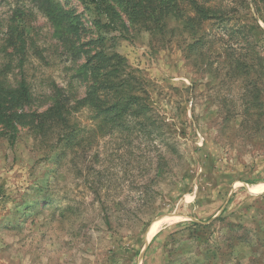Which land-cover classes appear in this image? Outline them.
I'll use <instances>...</instances> for the list:
<instances>
[{
    "label": "rangeland",
    "instance_id": "374dc122",
    "mask_svg": "<svg viewBox=\"0 0 264 264\" xmlns=\"http://www.w3.org/2000/svg\"><path fill=\"white\" fill-rule=\"evenodd\" d=\"M56 1L63 22L77 26L74 44L97 50L92 5ZM241 1L238 15L255 21L248 34L263 57L264 3ZM15 13L37 50L27 51L25 70L39 105L24 110L41 111L55 87L72 84L81 97L85 83L74 73L83 55H69L29 0H0V65ZM210 27L232 42L228 25ZM109 35L106 52L148 79L149 127H159L152 136L99 133L87 109L73 114V141L33 123L10 136L0 124V264H264V126L254 128L241 107L259 84L254 72L226 76L218 61L235 55L219 42L189 51L186 34L170 45L133 26Z\"/></svg>",
    "mask_w": 264,
    "mask_h": 264
},
{
    "label": "trees",
    "instance_id": "16d2710c",
    "mask_svg": "<svg viewBox=\"0 0 264 264\" xmlns=\"http://www.w3.org/2000/svg\"><path fill=\"white\" fill-rule=\"evenodd\" d=\"M29 1L51 22L52 36L62 40L69 55L72 58L83 55V61L75 68L74 77L85 83V90L78 97L72 84L67 88L55 87L50 104L41 111L24 110L25 106L31 108L39 105V100L31 92L25 70L27 51L32 48V54L37 55V50L33 49L34 41L29 38L27 43L18 31L15 13L8 19L3 38V49H10L8 59L0 65V124L9 131L10 136H14L19 124L33 123L42 135L51 129L63 130L64 139L73 141L76 133L73 114L81 109L94 114L96 132L116 130L126 131L130 135L131 131L137 130L152 136L153 129L159 126L155 125L153 129L149 127L154 119L147 104L148 79L128 66L122 55L112 50L106 52L101 45L105 39L113 40L116 37L109 35L110 30L119 29L121 35L123 31H128L129 26L147 31L152 37H157L162 45L175 42L176 33L186 34L184 40L191 38L186 45L189 51L203 46L211 48L218 42L225 46L224 50H233L234 59L228 57L218 63L224 65L225 75L229 78L241 74L249 76L251 71L254 72L259 84L246 90L245 94L252 93V96L250 100L243 98L242 114L248 120L252 119L254 128L264 126V56L259 53L258 43L249 38L248 32L255 21H244L238 15L237 6L242 5L241 0H80L83 4H91L96 13L93 26L100 47L93 53L74 44L69 33L73 34L77 26L73 22H63L65 12L58 1ZM213 24L227 31L229 29L228 41L232 42L222 41L220 34L211 27L207 28V25ZM249 52L253 54V59L248 60ZM202 58L207 64L211 63L206 57ZM243 86L246 89L249 87L246 84ZM161 134L166 137V133ZM166 151L171 155L175 147L168 144L164 148Z\"/></svg>",
    "mask_w": 264,
    "mask_h": 264
}]
</instances>
